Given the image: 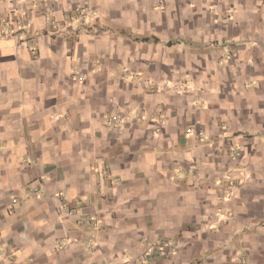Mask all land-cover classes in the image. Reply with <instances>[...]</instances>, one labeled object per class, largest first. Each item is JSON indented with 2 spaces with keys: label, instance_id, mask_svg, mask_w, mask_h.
Segmentation results:
<instances>
[{
  "label": "crops",
  "instance_id": "obj_1",
  "mask_svg": "<svg viewBox=\"0 0 264 264\" xmlns=\"http://www.w3.org/2000/svg\"><path fill=\"white\" fill-rule=\"evenodd\" d=\"M160 1L0 0V264H264V0Z\"/></svg>",
  "mask_w": 264,
  "mask_h": 264
},
{
  "label": "rangeland",
  "instance_id": "obj_2",
  "mask_svg": "<svg viewBox=\"0 0 264 264\" xmlns=\"http://www.w3.org/2000/svg\"><path fill=\"white\" fill-rule=\"evenodd\" d=\"M91 16H94V15H90V16H87V18L85 19V21L87 19H89ZM74 17L76 18V21L79 23V24H83V23H80L79 22V19L77 17V14H76V11H75V14H74ZM228 57V55H226V58ZM140 79V78H139ZM165 83H168L170 85V87L168 88H165L167 90H174L173 89V86H179V85H176L175 83H170V82H165ZM155 82L153 81V83L151 82L150 85H153L154 87H156V85H154ZM157 84V83H156ZM161 86V85H160ZM160 88V87H158ZM179 89L178 90H182V86H179L178 87ZM152 89H154L152 87ZM177 90V91H178ZM224 146V152H225V156L227 157V164H233L234 161H236L237 159H239V157L241 156V150H240V147L237 146V145H234V144H230V142H222V144L220 145V148H223ZM264 146V145H263ZM218 147V146H217ZM229 147H237V154H235L234 156H231L229 154ZM256 147V146H255ZM255 147L253 146L252 147V151L256 152L257 149H255ZM212 148H214L212 146ZM257 153V152H256ZM260 155V160H259V163H261L262 165H264V152H262V156L261 154H258ZM246 172V170H245ZM237 173V174H233L234 172H225L223 174L220 175V178H219V187H220V192L223 196H231L232 194L234 195L235 192L238 191L239 193V196L241 197V202L243 203H248L247 201L251 202V200H256L255 199V196H256V191H253V190H247V189H253L252 186L248 187L247 186L249 185H246V187H243L244 186V183L246 181H251V178L250 176H246V173ZM45 180H41V184L44 183ZM247 188V189H246ZM264 192V191H263ZM261 193V192H259ZM239 199V198H238ZM244 199V200H243ZM13 200V199H12ZM17 202V201H16ZM15 202V203H16ZM252 202H255V201H252ZM12 203L14 204V202L12 201ZM248 209L250 208V206H246ZM60 207H56V212L59 213L58 211L60 210L59 209ZM227 211L225 210V208L223 207H219L217 208V211L216 213L214 214V216L212 217V220H213V226L214 227H218L220 226L221 223L224 222V219L227 217ZM262 221H259L258 224H261ZM93 225V222L90 223L89 227ZM238 240V239H237ZM153 248L155 247H161L162 246V243L161 242H158V243H154L151 245ZM236 252L232 255V261L235 262V263H241V264H246L245 263V255L243 254V250L242 249H237L235 250Z\"/></svg>",
  "mask_w": 264,
  "mask_h": 264
},
{
  "label": "built area",
  "instance_id": "obj_3",
  "mask_svg": "<svg viewBox=\"0 0 264 264\" xmlns=\"http://www.w3.org/2000/svg\"><path fill=\"white\" fill-rule=\"evenodd\" d=\"M156 6L159 7L161 6V1L160 0H156ZM76 14H77V17L79 19V22L80 23H83L85 21V19L87 18V16H90V15H94L95 12L90 9V8H81V9H77L76 10ZM157 87V86H156ZM170 87V85L168 83H165L164 85H161L160 88L161 89H165V88H168ZM173 89L174 91H177L179 88L178 86H173ZM118 129H121L120 127ZM187 133H191V132H194L198 137H201L203 135V133L200 131V130H194L193 127H188L186 129ZM229 154L231 156H234L235 154H237L238 150H237V147H229ZM14 203L16 202V199H13L12 200Z\"/></svg>",
  "mask_w": 264,
  "mask_h": 264
}]
</instances>
